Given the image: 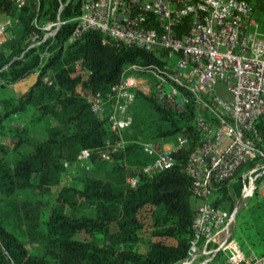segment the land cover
Returning <instances> with one entry per match:
<instances>
[{"label":"trees","instance_id":"16d2710c","mask_svg":"<svg viewBox=\"0 0 264 264\" xmlns=\"http://www.w3.org/2000/svg\"><path fill=\"white\" fill-rule=\"evenodd\" d=\"M253 2L264 20V0ZM79 5L26 0L17 10L11 0H0V12L12 18L0 40V264H180L188 256L197 203L185 170L201 144L195 104L175 111L138 91L132 123L123 131L93 113L86 94L106 95L130 63L163 67L167 59L94 29L69 41ZM57 17L64 23L54 37L27 49L29 36ZM188 24L185 19L182 29ZM34 73L25 92L1 93ZM253 134L264 149V116ZM179 136L189 146L175 152L172 167L142 172L154 159L143 143L175 144ZM121 139L124 147L111 161L98 158L107 142ZM82 149L94 150L91 167L70 181L68 166ZM251 164L216 184L213 205L226 208L231 195H241V174ZM131 176L135 185L127 181Z\"/></svg>","mask_w":264,"mask_h":264},{"label":"built area","instance_id":"2783aa9c","mask_svg":"<svg viewBox=\"0 0 264 264\" xmlns=\"http://www.w3.org/2000/svg\"><path fill=\"white\" fill-rule=\"evenodd\" d=\"M11 1L17 10L26 2ZM79 4L69 41L94 29L167 59L163 67L130 63L106 95L86 94L93 113L105 115L112 129L123 131L132 123L130 107L138 91L152 93L160 105L175 111L195 104L201 144L190 154L185 170L197 203L188 256L180 264H198V256L211 253L214 249L206 248L215 242L218 248L225 246L226 264H264V254L247 255L231 237L233 214L212 204L216 184L249 163L241 174V198L255 192L264 196V149L253 134L256 121L264 116V33L253 17V0H79ZM185 19L189 24L183 30ZM11 22L8 14L0 12L1 41L6 40ZM63 23L57 17L40 26V32L29 36L27 49L53 38ZM124 144L122 139L107 142L97 151L98 158L111 161L112 152ZM142 145L144 152L154 156L142 172L152 174L172 167L175 152L187 148L189 140L179 136L169 147ZM93 152L82 149L68 166V177L70 171L88 170ZM127 181L135 185L137 177Z\"/></svg>","mask_w":264,"mask_h":264},{"label":"rangeland","instance_id":"374dc122","mask_svg":"<svg viewBox=\"0 0 264 264\" xmlns=\"http://www.w3.org/2000/svg\"><path fill=\"white\" fill-rule=\"evenodd\" d=\"M28 83V82H27ZM23 89H27L28 84L21 86ZM1 93L4 95L15 94V92L10 89V87H5L1 90ZM220 93L223 96L225 92L220 89ZM178 138V137H177ZM176 137L172 140L176 142ZM7 139L4 138L3 142H6ZM82 171L78 172L70 171L69 177L70 181L79 176ZM60 188V186L53 187V193L50 195V200L53 199L55 191ZM242 194V193H241ZM248 196L246 198L236 197L231 195V199L226 200L225 207L233 214V222L230 225L231 237H235L241 244L242 249L247 255H261L263 252L264 246V196L257 194ZM251 219L252 221L248 222ZM253 226H252V225ZM253 230H250L251 227ZM223 239V237H221ZM219 243H212L208 245L206 251L209 249H214L211 253H201L196 262L198 264H226L227 260V250L224 247H219Z\"/></svg>","mask_w":264,"mask_h":264},{"label":"crops","instance_id":"0c3cea01","mask_svg":"<svg viewBox=\"0 0 264 264\" xmlns=\"http://www.w3.org/2000/svg\"><path fill=\"white\" fill-rule=\"evenodd\" d=\"M253 17H254L256 23L258 24L259 30L264 33V20H262L260 17H258L256 11H254ZM36 78H37V74L34 73V74L30 75L29 77H27V78H25V79H23L17 83L9 85L8 87H10V89H12L15 92V94H21V93L25 92L35 82ZM24 84H28L27 89H23L21 87ZM225 95H226L225 97L227 98L228 94L225 93ZM172 144H174V143H164L163 145H164V147H169Z\"/></svg>","mask_w":264,"mask_h":264}]
</instances>
